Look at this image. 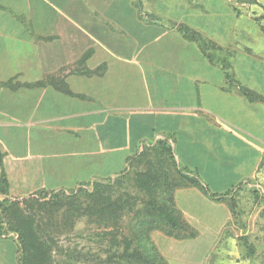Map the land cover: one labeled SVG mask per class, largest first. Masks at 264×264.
<instances>
[{"label": "crops", "instance_id": "obj_1", "mask_svg": "<svg viewBox=\"0 0 264 264\" xmlns=\"http://www.w3.org/2000/svg\"><path fill=\"white\" fill-rule=\"evenodd\" d=\"M235 13L228 0H0L8 196L146 170L163 143L209 194L247 188L264 167V101L240 86L264 96V45H232L250 36ZM186 183L176 208L196 236L153 233L169 264H203L234 215L229 195ZM18 250L0 236V264H20Z\"/></svg>", "mask_w": 264, "mask_h": 264}, {"label": "rangeland", "instance_id": "obj_2", "mask_svg": "<svg viewBox=\"0 0 264 264\" xmlns=\"http://www.w3.org/2000/svg\"><path fill=\"white\" fill-rule=\"evenodd\" d=\"M228 1L236 16L249 20V40L232 37V45L261 54L264 0ZM151 159L146 170L99 182L101 190L93 182L13 199V206L6 212L0 209V216L24 222L29 250L22 248L17 232L7 231L2 237L17 240L20 264H135L128 255L143 245L140 230L147 202L160 194L155 177H167L176 187L184 185L167 150H154ZM230 204L234 215L217 234L203 264H264V167Z\"/></svg>", "mask_w": 264, "mask_h": 264}, {"label": "trees", "instance_id": "obj_3", "mask_svg": "<svg viewBox=\"0 0 264 264\" xmlns=\"http://www.w3.org/2000/svg\"><path fill=\"white\" fill-rule=\"evenodd\" d=\"M195 38L203 41L200 35H195ZM240 90L244 96L250 99L254 98L264 101V96L262 94L257 93L243 85L240 86ZM163 145L167 152L170 153V157L173 160L174 166L178 169V173L184 184L185 182H187L191 183L192 185L199 186L214 200L219 201L226 199L228 195L230 196L231 200L234 199V195L237 192H228L220 196L209 194L208 189L198 178L190 177L182 173L181 169L178 168V164L171 147L165 143H163ZM1 164L2 154L0 153V209H2L3 212H6L13 206L12 204H14V201L8 196V180L3 169L1 168ZM155 178L156 179L154 180V183L158 184L156 187L159 190L160 194L156 199H151L147 202L148 207L146 217L141 222L142 228L140 230V239H142L143 245L135 248L128 255L133 260H135V264H169L166 257L161 252L153 238V233L156 230L163 231L162 233L166 236L174 237L176 239H188L196 236V233L187 229L186 222L184 221L182 214L176 208L174 197V190L176 188V185L172 184L167 177L162 180L158 178V176ZM95 188L96 190H101L103 187L101 183L95 182ZM231 206L232 208H234L233 204H231ZM6 216V220L4 219V217L0 216V236H5L7 234V231L17 232L22 248L24 250H29V244L27 242L28 229L25 228L24 222H21L20 219L14 216L8 217L10 215L7 214ZM199 245L202 246L201 242ZM202 247L200 251L203 250L204 247Z\"/></svg>", "mask_w": 264, "mask_h": 264}]
</instances>
